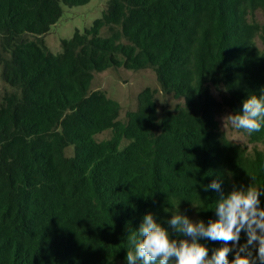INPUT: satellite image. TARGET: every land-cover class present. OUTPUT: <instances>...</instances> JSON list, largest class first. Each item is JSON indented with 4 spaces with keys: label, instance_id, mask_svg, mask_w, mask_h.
I'll return each instance as SVG.
<instances>
[{
    "label": "trees",
    "instance_id": "obj_1",
    "mask_svg": "<svg viewBox=\"0 0 264 264\" xmlns=\"http://www.w3.org/2000/svg\"><path fill=\"white\" fill-rule=\"evenodd\" d=\"M90 1L0 0L1 79L13 89L0 93V264H126L148 212L162 220L180 205L207 220L218 193L202 184H264V150L217 121L264 91V0H110L52 53L44 37L65 7ZM117 68L153 70L183 105L159 110L147 87L121 121L119 102L91 91ZM244 135L264 147V128Z\"/></svg>",
    "mask_w": 264,
    "mask_h": 264
},
{
    "label": "clouds",
    "instance_id": "obj_2",
    "mask_svg": "<svg viewBox=\"0 0 264 264\" xmlns=\"http://www.w3.org/2000/svg\"><path fill=\"white\" fill-rule=\"evenodd\" d=\"M223 120L236 132H259L264 128V91L250 93L242 108ZM232 176L229 171L230 180ZM250 177L251 183H232L228 191L223 179L202 184L203 191L218 193L210 209L215 216L207 220L191 218L180 205L164 209L170 218L145 214L128 236L126 264H264V184ZM193 206L200 211L203 204ZM216 242L220 246H210Z\"/></svg>",
    "mask_w": 264,
    "mask_h": 264
},
{
    "label": "rangeland",
    "instance_id": "obj_3",
    "mask_svg": "<svg viewBox=\"0 0 264 264\" xmlns=\"http://www.w3.org/2000/svg\"><path fill=\"white\" fill-rule=\"evenodd\" d=\"M110 0H91L88 4L77 7H65L64 14L59 22L54 25L44 37L45 44L54 54L62 52V41L72 38L76 30L84 32L93 26L95 20L102 17ZM256 21L264 23V15L257 12ZM103 36L107 32L102 33ZM259 48L264 49V45L257 39ZM151 88L156 92V100L159 110L164 106L175 108L183 105V100L175 99L171 95L165 94L156 78V74L151 69L140 71H129L124 68L109 69L107 71L96 73L91 91L105 92L108 97L116 100L121 105L120 120L125 121L127 114L134 111L138 105V95L145 89ZM13 89L1 79L0 67V93L1 97L6 93L12 92ZM216 94V92L214 91ZM217 95V94H216ZM233 113L229 108H224L218 115L217 121L219 128L225 136L231 141L245 147L250 153L255 149L264 150L261 144H251L246 135L236 132L227 124L224 126L223 117ZM112 136L111 131L104 132L98 136L99 140L109 139Z\"/></svg>",
    "mask_w": 264,
    "mask_h": 264
}]
</instances>
